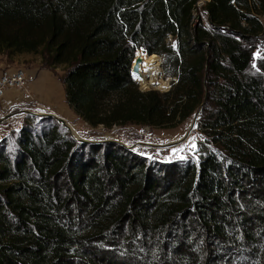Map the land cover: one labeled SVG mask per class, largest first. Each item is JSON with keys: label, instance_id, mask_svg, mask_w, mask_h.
Wrapping results in <instances>:
<instances>
[{"label": "trees", "instance_id": "obj_1", "mask_svg": "<svg viewBox=\"0 0 264 264\" xmlns=\"http://www.w3.org/2000/svg\"><path fill=\"white\" fill-rule=\"evenodd\" d=\"M197 1L0 0V54L65 66L88 126L200 110L204 135L196 161L157 162L25 116L0 141V264H264V0H210L192 28ZM137 50L162 58L167 92L139 89Z\"/></svg>", "mask_w": 264, "mask_h": 264}, {"label": "rangeland", "instance_id": "obj_2", "mask_svg": "<svg viewBox=\"0 0 264 264\" xmlns=\"http://www.w3.org/2000/svg\"><path fill=\"white\" fill-rule=\"evenodd\" d=\"M199 16L200 18H202L203 23L206 25L207 21L204 13L200 12ZM262 23L264 25V22ZM261 38L264 41V32ZM260 45L261 44L259 43L257 48L254 50L253 58H254V54L260 52L261 50V47H259ZM137 51L146 55V53H144L142 50H137ZM137 51L135 53H137ZM157 57L159 58V61H161L162 63V58L160 56ZM258 58L259 56H257L254 59V61H256ZM254 65L255 63H253V67ZM8 68L23 69L25 73L26 72L28 73L29 71L32 72L34 71L33 73L36 74V77L38 74L42 72H49L52 73L56 78H58L60 82L66 71V67L62 65L54 66V67L49 66L46 63V60L44 59L42 53L17 54V55H12L11 57L5 54H0V70L8 69ZM160 77L162 79L161 84L164 85L163 88H157L156 85H149L150 87L148 86L147 88H143L141 83L138 80H136V78L133 77V79L137 82L139 89L143 92L148 90H155L160 93L167 92L170 89L173 78H171L170 76H165L161 65H160ZM25 93L28 94L29 96L31 95L28 91H26ZM28 106L30 107L29 109L30 113H26V116L32 115L36 119L48 117L50 119H53L57 124H59L54 118L48 116V115H53V113L47 107L33 102L30 103V105ZM16 111L17 110H11L7 114H11ZM196 114L197 113L192 115L187 121L177 126L176 128H169V129L167 128L155 129L147 126H136V125L116 126L111 129H105L102 126L92 128L83 121H81L74 113L70 117L71 118L69 121L70 124L67 123V125L70 127L71 130L75 132V136L72 134L73 135L72 137L71 134L67 130H65L60 124L59 126L62 128V130H64L67 133L68 137L72 139L77 138L79 140H83L88 143H94V144L107 142V143L117 144L126 149L132 148L133 152L138 153L152 161H157V162H174V161H183V160L196 161L198 158L197 155L198 144L204 139V135L197 128V125L183 143L174 147H167V145L177 142L186 134ZM198 118L199 115L197 117V120ZM24 119L22 120V123L19 126L13 124L12 129L8 130L5 133L4 137L0 139V141H2V139L4 138H10L11 136H13L12 132H15L21 128V126L24 124ZM36 123L37 121H34L32 126H34ZM12 140L13 139L11 138L9 140V143ZM192 145H195V147L193 148ZM173 149H181V150L176 153H173Z\"/></svg>", "mask_w": 264, "mask_h": 264}, {"label": "crops", "instance_id": "obj_3", "mask_svg": "<svg viewBox=\"0 0 264 264\" xmlns=\"http://www.w3.org/2000/svg\"><path fill=\"white\" fill-rule=\"evenodd\" d=\"M33 72H26V85L24 89L8 90L0 99V121L4 120L9 111L17 110L12 113L14 114L12 117L0 123V139L4 137L8 130L12 129L13 124L19 126L22 123L26 113H30L28 105L32 102L47 107L54 116L70 124L69 121L73 115V111L66 103L62 82L52 73L42 72L36 77V74ZM26 91L32 96L26 94Z\"/></svg>", "mask_w": 264, "mask_h": 264}, {"label": "built area", "instance_id": "obj_4", "mask_svg": "<svg viewBox=\"0 0 264 264\" xmlns=\"http://www.w3.org/2000/svg\"><path fill=\"white\" fill-rule=\"evenodd\" d=\"M210 0H198L192 12L190 20L191 27L194 28L200 19L199 13ZM168 40L174 44V40L169 36ZM175 47V45H173ZM26 85V73L23 69L8 68L0 71V99L5 92L13 89H24Z\"/></svg>", "mask_w": 264, "mask_h": 264}, {"label": "bare ground", "instance_id": "obj_5", "mask_svg": "<svg viewBox=\"0 0 264 264\" xmlns=\"http://www.w3.org/2000/svg\"><path fill=\"white\" fill-rule=\"evenodd\" d=\"M136 57L141 58V63L139 65V73L133 74V77L141 83L143 88H147L149 85H156L157 88H163L164 85L161 84L162 76L160 77L159 58L148 57L139 51H137ZM71 132L75 136V132L73 130H71Z\"/></svg>", "mask_w": 264, "mask_h": 264}, {"label": "water", "instance_id": "obj_6", "mask_svg": "<svg viewBox=\"0 0 264 264\" xmlns=\"http://www.w3.org/2000/svg\"><path fill=\"white\" fill-rule=\"evenodd\" d=\"M207 22L209 23V19L208 18H207ZM146 55L149 56L148 54H146ZM140 63H141V58L140 57H136V53H135L134 60L132 62L131 69H130L131 75L139 73V65H140ZM160 65H161V61H160ZM27 113H29V112H27ZM199 114H200V110L197 112V114H196L195 118L193 119L189 129L186 132V134L180 140H178L177 142H174V143H171V144L167 145V147H174V146L180 145L181 143H183L188 138V136L191 134V132L194 130V128H195V126L197 124V117H198ZM13 115L14 114H12V113L11 114H7L5 116V118H4V120H7L8 118L12 117ZM48 116L54 118L72 136L70 127L67 125V123L63 119L58 118V117H56L54 115H48ZM4 120L0 121V123L3 122ZM75 140L79 141V142H83V143H88L86 141L79 140L77 138ZM128 150H132V148H128Z\"/></svg>", "mask_w": 264, "mask_h": 264}, {"label": "snow or ice", "instance_id": "obj_7", "mask_svg": "<svg viewBox=\"0 0 264 264\" xmlns=\"http://www.w3.org/2000/svg\"><path fill=\"white\" fill-rule=\"evenodd\" d=\"M257 56H260V58H264V55H262L260 52L254 54V59L257 57ZM255 66V65H254ZM192 147L194 148L195 145H192ZM181 149H173V153H176L178 151H180Z\"/></svg>", "mask_w": 264, "mask_h": 264}]
</instances>
